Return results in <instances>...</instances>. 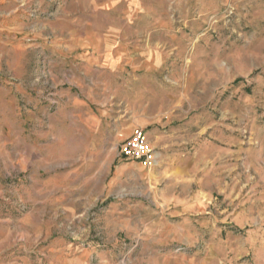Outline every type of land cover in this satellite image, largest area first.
Returning a JSON list of instances; mask_svg holds the SVG:
<instances>
[{"label": "rangeland", "instance_id": "1", "mask_svg": "<svg viewBox=\"0 0 264 264\" xmlns=\"http://www.w3.org/2000/svg\"><path fill=\"white\" fill-rule=\"evenodd\" d=\"M0 264H264V0H0Z\"/></svg>", "mask_w": 264, "mask_h": 264}, {"label": "built area", "instance_id": "2", "mask_svg": "<svg viewBox=\"0 0 264 264\" xmlns=\"http://www.w3.org/2000/svg\"><path fill=\"white\" fill-rule=\"evenodd\" d=\"M119 158L134 161L146 169L155 168L159 163V152L151 144L143 129H136L132 136L119 146Z\"/></svg>", "mask_w": 264, "mask_h": 264}, {"label": "crops", "instance_id": "3", "mask_svg": "<svg viewBox=\"0 0 264 264\" xmlns=\"http://www.w3.org/2000/svg\"><path fill=\"white\" fill-rule=\"evenodd\" d=\"M152 119H154L153 117H151V122H152ZM98 116L97 117H85L84 119V128L87 130V132H89V129L91 130L92 128H94V123H96V125L98 124ZM119 122H117V125H118ZM101 126H102V119H101ZM143 126L145 127L146 125L144 124H141L139 121H136L135 118L132 120L131 119V122L127 125V126H124V129L120 131L119 135L116 134V138L117 140H121L123 139L122 142L126 141L128 138H130L132 136V134L134 133V131L136 129H139V128H143ZM147 136L151 142V144L154 146L155 149L162 152V150H159L157 147L158 145H161L162 143V140L164 139L163 138V134L159 131L158 128H151L148 132H147ZM108 137L105 138V140H107ZM93 147V145L90 146V148ZM105 147V146H104ZM103 147V148H104ZM160 156H159V163L158 165L155 167L157 168L158 166H161L162 163L164 165V159L163 157H165V155L162 153H159ZM119 161H124L122 159H120ZM139 163H136V165H138ZM162 165V166H163Z\"/></svg>", "mask_w": 264, "mask_h": 264}]
</instances>
